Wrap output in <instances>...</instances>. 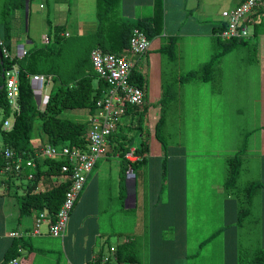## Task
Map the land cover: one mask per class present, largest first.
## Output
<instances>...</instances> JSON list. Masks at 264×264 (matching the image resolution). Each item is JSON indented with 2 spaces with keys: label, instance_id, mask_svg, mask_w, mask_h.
I'll use <instances>...</instances> for the list:
<instances>
[{
  "label": "crops",
  "instance_id": "crops-1",
  "mask_svg": "<svg viewBox=\"0 0 264 264\" xmlns=\"http://www.w3.org/2000/svg\"><path fill=\"white\" fill-rule=\"evenodd\" d=\"M51 1L54 10L63 11L59 24L66 26L71 0ZM162 1V32L149 41L150 47L146 53L141 56H133L127 53V57L132 61L134 67L145 74L146 86L143 90L144 102L141 111L145 106L147 109L145 120L150 131L155 127L151 128L149 118L152 116L155 125L161 112L159 102L165 96H170V99L163 112L168 117L176 116L178 120L171 118H168V120L177 122V125H174L173 130H170L168 125L163 123V128L157 129L156 137L151 134L148 154L144 159L139 157L138 160L133 161L135 162L134 165L138 164L137 171L134 170V165L132 167L135 175L134 184H132V179H128L127 176L121 182L120 163H116L117 167H115L116 170L113 172L111 182L115 181L118 187L120 184L123 186V190L120 187L115 194L121 202L124 214L131 216L129 218L131 224L129 227H125L123 232H120V234L123 233V238L121 240L117 239V242L109 245L106 251L99 244L97 251L93 252L91 247L94 240L90 242L87 240L86 250L83 245L84 229L82 226L85 223L82 221L83 214L97 199L96 178L89 182V186L72 217V210L70 212L65 236H59L66 256L72 255V258L67 257L71 264H85L89 260L94 262L95 259L103 255H108L110 259H116L115 249L120 244H125V254L122 256L129 254L134 257L133 262L130 264H197L196 258H200L199 262H201L202 259L205 260V255L210 258L208 262H215V264L241 263L240 253L238 252H240L239 243L245 225L243 222H239L237 218L239 200L236 199L233 192H228L224 187L225 176H222L223 178H220V181L216 180L217 185L222 186L224 190L222 195L215 194V201L218 205L212 213L207 212V207L203 201L205 199L201 200L199 198L202 202H197L196 195L193 194L194 188L192 189V186H190L195 183L204 184L205 178H201L203 180L197 182L195 177L190 176L189 167L193 163L191 161L204 163L206 149L204 147H199V149L193 146L189 147V145L182 142L164 147L159 138L169 137L170 135L182 138H185L186 135H190V137L199 136L200 131L204 130L200 124L204 117L202 114L203 102H206L208 107L214 106L215 111H219L221 107L223 112L228 105L226 95H228L230 85L232 88H237L240 84H246L253 78L255 79L256 76L258 79L257 93H259V116L257 117L261 119L263 124L259 131L261 132L259 133V152H261L260 161H262V173L260 175L264 181V12H256L252 15L254 24L251 26L252 30L247 38L231 41L222 40L216 35L223 23L221 12L235 7L241 0ZM31 2L32 0L28 2L27 18L25 17V9L24 11H14L12 16L11 45H24L26 50L31 48V44L34 43L33 38L29 35V24L27 26ZM39 7H43L42 4H39ZM72 8L77 15L71 20V23L79 27V34L85 35L95 32L97 28L95 0H73ZM153 8L154 0H119L118 13L125 19L151 17ZM87 10H89V14H86ZM34 16H39L37 11H34ZM24 17L25 30L28 33L25 35V43L19 44L20 33L24 28ZM66 32H68L67 29ZM46 35H39V39L42 40ZM167 45H170V47L165 49L164 47ZM228 60L236 63L237 75L231 73ZM208 62H210V65L203 68V65ZM201 70L205 75L208 73L206 80L179 81V76L182 74ZM228 82L236 84H228ZM46 86L48 87L46 93H42L44 89L42 86L40 88L41 94L34 96L37 104L42 101L45 104L46 97H48L53 86L52 81ZM205 90L209 91L212 97L203 95L202 93ZM200 104H202V107ZM242 110V108H239L237 112L241 114ZM152 112L155 113L152 114ZM130 115L123 117L122 124L130 120ZM178 121H180V124ZM247 134L250 135L249 132ZM247 134L244 136H247ZM196 149L199 151H196ZM200 153L204 157L200 158ZM230 157L226 154H212L211 161L222 160L223 163L227 164ZM195 165L192 164V168ZM42 169H45L44 165H42ZM91 173L84 188L91 177ZM0 175H2L1 172ZM2 176L0 179V216L4 217L5 221L11 218V223H13L12 221L17 222L21 218L19 217L18 205H16L17 202L13 193L4 190L7 185L5 176ZM64 179V175L42 178L39 181L42 185L40 190L56 185ZM48 180L50 183H48ZM216 183L210 180L209 185ZM260 193H263L262 198L264 199V187ZM193 202L197 209L205 208L207 217L209 216L207 222L203 221L206 213L194 214V211L197 210L194 208ZM261 210L264 212V200H262ZM217 212H220V214ZM251 212L247 216V225H252ZM33 214L32 218L34 220L36 212H33ZM262 218L264 221V213ZM32 224H34V221H32ZM90 226L94 228L95 222L92 221ZM12 231L29 232L27 226L20 228L12 226L6 234L7 237ZM216 231L218 233L215 237L202 243L203 240L209 238ZM261 231L264 235V222ZM4 232V230L1 231L2 236ZM92 232H95L93 235L96 234L94 229ZM198 232L207 233L195 240L194 234H198ZM78 240L79 242H77ZM1 245L4 249L5 245ZM24 250L23 248V253ZM2 252L1 250V255ZM83 253H87L85 257H83ZM219 259L221 262L218 261Z\"/></svg>",
  "mask_w": 264,
  "mask_h": 264
},
{
  "label": "trees",
  "instance_id": "trees-1",
  "mask_svg": "<svg viewBox=\"0 0 264 264\" xmlns=\"http://www.w3.org/2000/svg\"><path fill=\"white\" fill-rule=\"evenodd\" d=\"M118 4L119 0H95L97 28L93 33L78 35L76 37L78 40L76 41L70 40L69 37L71 36L64 34L66 32L65 25L55 24L52 28H49L50 33L48 32V35L50 37L48 43L33 44L21 58L2 54V60H0V140L2 143L0 148V172L5 176L7 186L4 190L9 191L11 194L13 193L16 199L19 217L30 215L32 212H36V215L43 212L46 213L50 221H53L70 182L69 179H66L43 190L38 189L41 178L61 175V166L64 161L49 158L38 159L35 157L36 152L39 151L38 146L33 147L31 144V133L35 126V121H39L38 128L49 144L55 146L67 145L70 148L78 147L84 149L86 147L85 135L89 128L88 121H72L61 117V114L66 110L76 109H87L92 114L96 100L102 95V91L106 89V84L101 79H98L94 73L90 61V51L93 48H99L103 52L113 54L128 51L127 41L134 27L142 30L149 40L162 32V0H154L153 15L151 17H137L135 19H125L120 16ZM24 9L25 0H1L0 41L2 45L0 44V51H2L3 47L6 50H10L13 12L24 11ZM259 12H264V10ZM237 40L242 39H232L231 41ZM85 41H92V46L90 45L89 47L84 44ZM63 45L69 48L71 55H68V51L64 49ZM169 47L170 45H167L164 48L168 49ZM12 65L19 67L17 109L12 107L8 101L5 78L3 77L5 70L10 69ZM209 65L210 62L203 65V68ZM131 70L129 81L144 90L146 86L144 72L137 67H132ZM31 74L47 75L53 83L42 110L34 98L30 84ZM207 78L208 73L206 75L203 74V70L191 71L179 76V81H203ZM166 97H163L159 102L161 112L154 125L153 134L155 137L157 129L162 127L164 121L162 112L170 99V96ZM142 105L127 106L125 115L129 116L131 114L130 120L121 124L110 136L111 153L120 163L121 182L126 176L125 170L128 164L133 167L135 163L129 162L125 158L128 148L135 146L136 155L142 157V159L148 154L151 132L148 126H143L147 109L144 106V112L141 111ZM10 116L13 118L11 126L5 127V122ZM162 146L167 147L164 142H162ZM7 150L16 153V156L34 158L36 166L34 168L24 166L20 172H2L3 164L6 162L4 153ZM41 165H44L45 169H42ZM227 166L228 173L224 178V187L228 192H233V195L239 200L237 218L239 222H243L246 226L248 213L251 212L253 207V199L258 190L262 186L264 187V184L259 181H249L243 185L237 184L238 174L240 173V158L238 155L230 157ZM29 173L33 174L30 179L27 178ZM18 179L26 180V185L21 194H18L16 190H11L14 180ZM121 189L123 190V186H121ZM218 231L203 240L202 243L215 237ZM24 238L25 236L22 235L9 236V242L2 252L0 264H5L14 257H22V253L18 252V248L25 249L26 245H28ZM259 246L252 250L242 246L239 250L240 252H238L240 253V264H264V248ZM124 249L125 244H120L116 247V260L132 263L134 260L133 256L129 254L122 256L125 254ZM101 258L98 257L95 261L98 262ZM85 264H95V262L89 260Z\"/></svg>",
  "mask_w": 264,
  "mask_h": 264
},
{
  "label": "rangeland",
  "instance_id": "rangeland-1",
  "mask_svg": "<svg viewBox=\"0 0 264 264\" xmlns=\"http://www.w3.org/2000/svg\"><path fill=\"white\" fill-rule=\"evenodd\" d=\"M39 4H42L43 7L40 8ZM72 6L73 0H71V6H69L68 9V23L66 24L65 28L69 32L68 35L71 36L69 37V39L76 41L78 40L76 39V37L81 34H79V27L74 26L71 23V20H73L77 15L76 11H74ZM34 11H37L39 15L38 17L34 16ZM29 13L30 14L27 19V26L29 24V35L34 40V43H32L31 45H37L42 43V40L39 39V35H48L50 33L49 28H52V26L55 24H59L60 17L61 14H63V11L61 12L60 10H54L51 0H32L31 9ZM86 14H89V10H87ZM25 26L26 25L24 17V28L20 33L21 38L19 44L25 43V35H27L28 33V31L25 30ZM249 30L251 31L252 27H250ZM48 37L50 36L48 35ZM84 44L90 47L92 41H85ZM17 46L18 44H16L15 46L11 45L9 52L14 53L17 49ZM63 47L64 49H66V51H68V55H71L69 48L66 45H63ZM228 62L231 73L233 75H237L238 72L236 63L232 60H228ZM224 66L227 67L226 65ZM257 83L258 79L255 76V79L253 78L246 84H240L237 88H232V86L230 85L229 90L227 92L228 95H226L228 99V105L225 108V111L223 112L221 110V107L219 111H215L214 106L208 107V104L206 102H203L204 107L202 109V114L204 117L202 123L200 124L202 125V128H204L205 131L201 130L199 136L190 137V135H186L185 138H182L173 137L170 135L169 137L164 136L159 138L167 146L174 144L177 145L182 142L185 145H189V147L193 146L197 149H199V147H204L206 149L204 163L191 161L193 163L190 162L191 165H189V167L191 171L190 176L195 177L197 182L202 181L203 179L201 178H205L204 184L199 185V183H195L190 186H192V189L194 188L193 194L196 195L195 198L197 202H202L199 200V198L201 200L205 199L203 201L205 206L207 207V212L210 211L212 213V211L218 205V203H216L215 201V194L219 193L222 195L224 192L223 187H219V185H217L216 183V180L220 181V178H223L228 173V166L226 163H223L222 160L211 161L212 154H226L230 155L231 157L235 155L239 156L240 173L238 174L239 177L237 179L238 185H243L249 181H260V183H264L260 175L262 173V161H260L261 152H259V133H261L259 131L261 130L260 128H262L261 125L263 124L261 119H258L257 117L259 116V93H257ZM228 84L236 83L228 82ZM43 87L44 89L42 90V93H46L48 87L46 86V84ZM202 94L208 97H212L211 94H209V91L207 90H205V92H203ZM200 105L202 107V104ZM40 107H42V105ZM239 108L243 109L241 111V114L240 112H237ZM153 113L155 112H152V114ZM164 113L165 112H163V114ZM164 115V125L167 124L168 129L173 130V126L177 125V122L169 121L168 118L175 120L178 119L176 118V116L168 117V115ZM89 116L90 113L87 111V109L66 110L61 114V117L63 118H67L72 121L76 120L79 122H87V120H89ZM12 120L13 118L12 116H10L6 121L11 124ZM38 122V120L35 121V126L33 127L31 133V144L33 147L49 145L48 141L45 140L44 136L41 134L38 128ZM178 123L180 124V121H178ZM149 124L151 128L154 126L152 116L149 118ZM143 126H147L146 120L143 122ZM150 132L151 134H153L154 129L152 128V131ZM248 132L250 133V135L247 134ZM245 134H247V136H244ZM1 145L2 143L0 140V148ZM197 149L196 151H199ZM199 157L202 158L204 156L202 153H200ZM117 162L119 161L117 159H114L112 155L108 158H101V160L97 161L94 169L92 170L91 177L89 178L88 183L86 184L84 190L80 193L79 197L74 203L75 205L73 206L71 217L73 216L76 207L78 206V203L81 201L85 190L89 186V182L96 178L95 190L97 193V199L90 207L87 208V210H85V213L83 214L84 218H82V221L85 222L82 226V228L84 229L82 238L84 240L83 245L85 250L87 248V240H89V242L91 240H94V244L91 247L93 249V252L97 251L99 244H101L104 247V251H106L109 245L117 242V239L121 240L123 238V233L120 234V232H123L125 230V227H129V225L131 224V219H129L131 216H127L124 214L123 209L121 208V202L119 201V199L116 198L115 194L116 192H118L122 184H120V186L118 187L115 181L111 182V178L113 179V172H115V167H117ZM110 164H112V166H110ZM192 164L196 165L192 168ZM137 167L138 164L134 165L135 171H137ZM110 172L112 174H109ZM2 177L3 176L0 175V179ZM210 180H213V182H215L216 184L209 185ZM14 183L15 185L13 184L11 186V190H16L18 191V194H21L26 185V180L18 179L14 180ZM48 183H50V181ZM41 186L42 185H40L39 183L38 189H41ZM262 188L263 186L258 190L257 194L253 199L254 207L250 215L252 225L248 224L244 227L243 232L241 234V242L239 243L240 248L243 246V248L252 250L259 245L260 248H264V235L261 231L262 224L264 222L262 218L264 212L261 210L262 200H264L262 198L263 193H260ZM193 206L197 210L196 212L193 210L194 214L206 213L205 208L197 209L194 202ZM217 213L220 214V212ZM32 214L22 216L17 222L12 221L13 223L10 222L11 218H8V221H5L4 217L0 216V258L1 250L4 251L5 249H3V246L1 244H4V247H6L9 242V237H7L6 234L10 230V227L13 226L16 228H20L27 226L29 232H27L28 235L26 234L24 239L28 242V245H26L24 253H22L23 258L20 257L21 264H71L68 258H70L72 255L69 252L70 255L66 256L60 237L50 236L46 232L47 224L45 222H42L40 224V235L31 234L30 231H33L34 229V226H32V221H34L32 218ZM208 218L209 216L207 217L206 213L203 218V221L207 222ZM92 221L95 222L94 228H91L90 226V223ZM215 225L217 224L215 223ZM208 228L210 229V227ZM93 229L96 231V234L94 235L93 233L95 232H92ZM2 230L5 231L3 234L4 237L1 233ZM205 233L207 232H198V234H194V236L196 237L194 239L198 240V238H200L202 235H206ZM77 242H79V240ZM86 254L87 253H83V257H85ZM102 257H108V255H103ZM209 259L210 258L205 255V260L202 259V261L199 262L200 258H196V262L197 264H215V262H208ZM218 261L221 262L220 259Z\"/></svg>",
  "mask_w": 264,
  "mask_h": 264
},
{
  "label": "built area",
  "instance_id": "built-area-1",
  "mask_svg": "<svg viewBox=\"0 0 264 264\" xmlns=\"http://www.w3.org/2000/svg\"><path fill=\"white\" fill-rule=\"evenodd\" d=\"M260 10H264V0H242L235 7L223 10L221 12L223 23L216 34L217 37L222 40L247 38L250 34L249 28L254 24L252 15ZM64 34L68 36V32ZM149 41V38L142 30L134 27L127 41L128 51L120 54L103 52L99 48H93L90 51V61L94 73L98 79H101L106 84V89L102 91V95L96 100L94 111L89 116V128L85 135L86 147L84 149L78 147L70 148L67 145L55 146L49 144L38 146L39 151L36 152L35 157L38 159L49 158L64 161L61 166V175H64V181L69 179L70 182L55 219L50 221L46 213H39L34 218V229L31 234L40 235V224L45 222L48 225V233L51 236H63L67 229L70 212L74 206L73 203H75L84 188L97 161L101 158L113 156L110 136L122 124L126 107L129 105L140 106L144 102L143 90L129 81L133 63L127 57V53L133 56L144 54L150 47ZM48 42L49 37L46 35L42 38V43L46 44ZM1 52L4 56L21 58L25 55L26 49L24 45H18L15 53H10L4 47ZM18 76L19 67L17 65H12L3 74L8 101L15 109L18 107L16 99L19 96ZM49 82L50 79L47 75L31 74L30 84L34 96L36 97L40 93V88ZM41 105L42 107H40ZM44 105L43 101L38 102L41 110ZM9 126L11 124L6 121L5 127ZM134 148L135 146H131L125 153V158L129 162L136 161L139 158ZM4 157L6 162L2 172H20L24 166L29 168L36 166L34 158L15 156V153L10 150L4 153ZM125 174L128 179H132L134 172L130 165ZM32 177V173L27 176L29 179ZM26 234L27 232L12 231L9 236L14 237ZM18 252L23 253V249L19 247ZM19 258L14 257L5 264H20ZM94 262L95 264H130L124 261H117L116 259L111 260L109 257H102L98 262L95 260Z\"/></svg>",
  "mask_w": 264,
  "mask_h": 264
},
{
  "label": "water",
  "instance_id": "water-1",
  "mask_svg": "<svg viewBox=\"0 0 264 264\" xmlns=\"http://www.w3.org/2000/svg\"><path fill=\"white\" fill-rule=\"evenodd\" d=\"M28 13V0H25V17L27 18ZM0 60H2V52L0 51ZM135 182V175L132 176V184Z\"/></svg>",
  "mask_w": 264,
  "mask_h": 264
},
{
  "label": "bare ground",
  "instance_id": "bare-ground-1",
  "mask_svg": "<svg viewBox=\"0 0 264 264\" xmlns=\"http://www.w3.org/2000/svg\"><path fill=\"white\" fill-rule=\"evenodd\" d=\"M133 67H134V66H133ZM131 71H132V70H131ZM40 94H41V92H40ZM39 96H40V95H39ZM11 122H12V121H11ZM15 154H16V153H15ZM15 156H16V155H15ZM26 156H27V155H26ZM4 158H5V157H4ZM4 160H5V159H4ZM99 160H101V159H99ZM99 160H98V161H99ZM3 165H4V164H3ZM62 201H63V200H62ZM37 215H38V213H37ZM35 216H36V214H35ZM55 216H56V215H55ZM47 231H48V230H47ZM47 231H46V232H47ZM25 232H26V231H25ZM30 232H31V231H30ZM23 233H24V231H23ZM44 233H45V232H44ZM45 234H46V233H45ZM27 235H28V234H27ZM29 235H31V234H29ZM22 236H24V235H22ZM50 236H51V235H50ZM64 236H65V235H64ZM60 237H61V236H60ZM63 238H64V237H63Z\"/></svg>",
  "mask_w": 264,
  "mask_h": 264
}]
</instances>
